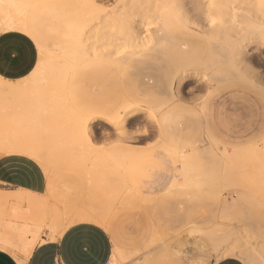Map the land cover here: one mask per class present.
Masks as SVG:
<instances>
[{"label":"bare ground","instance_id":"bare-ground-1","mask_svg":"<svg viewBox=\"0 0 264 264\" xmlns=\"http://www.w3.org/2000/svg\"><path fill=\"white\" fill-rule=\"evenodd\" d=\"M43 1L0 0V32L27 35L39 52L29 75L17 80L0 75V157L33 158L50 189L42 195L0 189V247L28 256L40 233L55 240L72 225L58 195V179L71 172L77 184L66 192L75 190L81 203L72 214L75 221L106 227L111 214L128 205L140 206L153 219L150 243L134 252L114 248L110 264H144L153 250L183 233V228L212 241L216 262L239 256L245 264H264V137L248 148L218 151L207 135L203 147L179 149L162 139L156 113L150 110L155 133L143 145L155 141L153 145L172 157L176 172L164 192L142 197L126 173L128 159L142 144H96L93 118L75 109L67 89L72 72L87 61H102L121 72L131 57L145 51L158 50L171 60L176 55L168 49L178 47V35L187 29L206 42L203 67L194 69L200 80L224 81L238 62L244 77L264 90V73L251 76L246 60L248 47L264 46V0H118L111 8L85 10L82 25L70 30L61 48L46 46L32 25V13ZM80 1L82 6L84 0ZM191 48L182 45V58ZM187 71L177 74L184 78ZM204 100L192 103L201 108ZM134 107L135 102L125 97L104 119L120 125ZM56 173L57 180L52 177ZM211 216L229 223L220 219L224 226L211 228L206 225ZM171 226L178 227L176 234L169 232Z\"/></svg>","mask_w":264,"mask_h":264},{"label":"rangeland","instance_id":"rangeland-1","mask_svg":"<svg viewBox=\"0 0 264 264\" xmlns=\"http://www.w3.org/2000/svg\"><path fill=\"white\" fill-rule=\"evenodd\" d=\"M81 2L80 0H44L40 7L33 11L32 25L36 35L44 39L46 46L64 47L61 45V41L68 37L70 30L82 25L81 15H55L57 9L73 8L72 10H75ZM91 2L97 8H111L117 4L118 0H91ZM183 32V34L178 35L181 44L192 46L189 54L182 58V66L185 64V67L190 68L184 78L176 73L174 62L158 50L145 51L138 56L131 57L121 72L110 66L112 70L117 72L118 84L122 93L129 100L135 102V107L122 118L120 125L109 124L104 118L93 120L91 133L96 144H143L151 140L155 133V120L151 119L148 114L150 110H154L156 113L158 124L161 122V115L164 114L163 124L171 131L176 126L175 114L185 118L188 114L186 109L192 111L193 124L196 130H198L199 119L204 121L212 139L218 145V151L224 146L241 147L262 141L264 137V90L252 80L244 77L241 70L242 66L238 62L235 63L237 67L234 71L235 74L227 76L224 81L219 82L213 79L208 84L200 80L194 69L203 67V56L206 49L205 39L195 31L183 29ZM246 53L251 76L259 71L264 73V46L261 48L254 45L250 46ZM102 65L95 66V68L91 66L90 68L94 69V72L87 69L78 78L75 90L76 97L84 106L89 104L96 109L108 99L106 93L102 91L100 80L97 78L102 77ZM171 97L172 101L170 102ZM203 100L201 109L196 103ZM194 101L196 103H192ZM159 106L163 108L159 110ZM171 108L174 111L167 114V110ZM202 138L196 143L195 148L205 145ZM154 143L155 141H152L148 146H153ZM164 167L162 174H167L170 163L166 162ZM0 170L6 175L17 177V183L32 184L46 189V176L43 169L33 160L24 156L0 157ZM147 171L145 173L148 175L147 177L145 175L146 178L150 179V176L154 179L157 178L156 175L159 172L156 169L150 168ZM52 177L57 180L58 173ZM58 180L60 182L58 189L60 206L66 207L67 221L74 224L77 221L72 217V214L81 207V203L77 201V192L75 190L66 192V188L68 186L74 188L77 184V177L71 172H66V175ZM3 185L10 186L8 184ZM70 218L72 219L70 220ZM215 218L212 216L207 218L211 221L206 220V225L221 228L224 226L223 223H229L226 219L220 218L223 221L221 223L219 218L216 220ZM112 226L118 235L120 246L127 251L137 249L142 244L143 246L137 250L145 247L154 232L152 217L138 205L125 207L116 213ZM177 228L171 226L169 232L176 234ZM182 231L186 232L185 228ZM43 235L48 240H52L46 233H42L37 239L38 242L36 240L33 250L39 243L46 241ZM108 238L113 248L114 242L111 236L109 235ZM170 238L168 237L167 243L171 240ZM167 243L153 250L149 256L160 248L167 249ZM225 247L227 244L224 245ZM139 256L142 257L141 254ZM167 256L170 264H214L218 253L215 251L211 240L203 236L188 237L186 233H181L170 242ZM236 258L242 260L239 256ZM99 264H109V257L101 258Z\"/></svg>","mask_w":264,"mask_h":264},{"label":"crops","instance_id":"crops-1","mask_svg":"<svg viewBox=\"0 0 264 264\" xmlns=\"http://www.w3.org/2000/svg\"><path fill=\"white\" fill-rule=\"evenodd\" d=\"M104 8L94 7L92 5L91 0H84L83 5L81 6L78 4L75 10H72L73 8L57 9L55 15H81V20H82V16L85 10L100 11L101 9ZM182 45L183 44L178 43L177 44L178 47L176 49L170 47V49H168L167 51L168 53L175 52L176 57L174 56L172 58L173 60L172 59L171 60L174 62L176 73L177 70H190L189 67L184 66L185 65L184 63H183L184 67L182 66V56L180 55L182 50ZM206 50L207 48L205 49V52ZM38 59H39V52L36 43L27 35L20 33L18 31L0 32V75L1 76L11 80H17L23 78L26 75H29L30 72H32V70L36 67ZM100 65L103 66L102 68L103 73H101L102 77H97V78L100 80V83L102 84V91L106 93L108 99L104 104L96 108L97 109L96 110L93 106L89 104L85 106L82 105L79 102L78 98L76 97L75 90L77 88L78 78L82 76L83 72H85L87 69L88 70L91 69L90 68L91 66H94L95 68V66H100ZM110 66L111 65H109L108 63L102 61H97V60L87 61L79 65L72 72L69 79L67 89L71 104L80 113L92 117L93 120L104 118V116L106 117V115L108 116V114L113 113L125 99V94L122 93L121 87L118 84L119 78L117 77V72L115 70H112V67ZM91 70L92 72H94V69ZM172 111H174V109L172 108L168 109L167 114L172 113ZM186 111L188 114L185 118H181L180 115H178L177 113L175 114L174 118H175L176 126L171 131H169L163 124V120L165 119L164 114L161 115L160 117L161 122L160 124H158L162 139L169 145L177 147L179 149H189L192 147L193 148L196 147V143L200 140L201 137H203L202 139H204L205 136L208 135L210 138H212L204 121L199 119V122L197 123L198 130H196L193 124L194 120L191 114L192 112L191 109H186ZM257 143L258 142L253 143L251 145H245V146L243 145L241 147L238 146H234V147L224 146V147L229 149H244L251 147ZM143 144L140 148L135 150L128 159L127 167H126L128 182H130L129 183L130 186L136 192L140 193L142 197H147V195L148 196L159 195L162 192H164L172 183L175 177L176 165H174L175 163L172 157L161 147L155 145L147 146ZM15 155L24 156L30 160H33L35 163L39 165V163L36 162L33 158L23 154H13V155L9 154L5 156H15ZM154 158L155 160H153ZM166 162L170 163V168L169 170L168 168L166 169V171L168 170L167 174L164 173L162 174L163 171L162 169L165 168L164 166ZM152 163L154 164L151 166ZM150 168H154L157 170V172H159L158 175H156L157 177L156 179H154V177L152 178V176H150L151 177L150 179L146 178L148 175L145 173L148 172L147 170ZM17 179H18L17 177L6 175L5 172L0 170V183H1L0 189L6 192H13L24 189L25 191L39 195L45 194L47 191L50 190L47 177H46V189L43 187L34 186L32 184L19 183V182L17 183L16 182L18 181ZM3 184H8L10 186H5ZM128 206H132V205H128ZM128 206H123L117 209L116 211H114L109 217L106 227H102L101 225L98 224L76 222L72 224L66 231L62 233L60 237H58L55 240H48L46 236L43 235L46 241L39 243L34 248V250L32 251L29 257L21 252L9 251L7 249H3L0 247V264H99L101 258H105V257L106 258L109 257V264H110L114 248L127 251L120 246L119 240L117 238L118 235L114 230V227L112 226V221L116 213H118L121 209ZM154 231H155V225H154ZM183 233H186L188 237L202 236L200 234L191 235L187 232H183ZM107 234L111 236L114 242L113 248L109 243L110 242L108 238L109 235ZM39 235H41V233ZM153 235L151 237V240L153 238ZM176 236H174L173 238H175ZM31 239H32L31 236H29L28 240ZM172 239L170 240V242L172 241ZM150 241L148 242V244L150 243ZM142 246L143 244L139 248H141ZM145 247H143L140 250H143ZM137 249L131 251L132 252L140 251ZM167 249L160 248V250H157L155 253H152L146 259L144 264H170L167 256ZM214 264H245V263L239 258L227 257L219 260L218 262H215Z\"/></svg>","mask_w":264,"mask_h":264}]
</instances>
